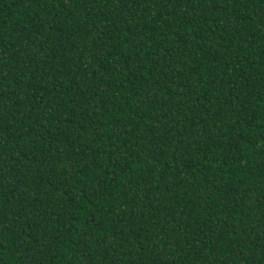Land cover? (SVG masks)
Wrapping results in <instances>:
<instances>
[{"label":"trees","instance_id":"1","mask_svg":"<svg viewBox=\"0 0 264 264\" xmlns=\"http://www.w3.org/2000/svg\"><path fill=\"white\" fill-rule=\"evenodd\" d=\"M0 264H264V0H0Z\"/></svg>","mask_w":264,"mask_h":264}]
</instances>
